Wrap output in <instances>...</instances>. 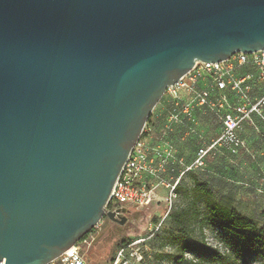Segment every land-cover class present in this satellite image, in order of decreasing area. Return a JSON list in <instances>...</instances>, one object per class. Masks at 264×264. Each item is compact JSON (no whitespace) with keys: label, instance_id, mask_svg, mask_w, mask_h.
Segmentation results:
<instances>
[{"label":"water","instance_id":"95a60500","mask_svg":"<svg viewBox=\"0 0 264 264\" xmlns=\"http://www.w3.org/2000/svg\"><path fill=\"white\" fill-rule=\"evenodd\" d=\"M264 49V0H0V264H48L106 216L167 85Z\"/></svg>","mask_w":264,"mask_h":264},{"label":"built area","instance_id":"2783aa9c","mask_svg":"<svg viewBox=\"0 0 264 264\" xmlns=\"http://www.w3.org/2000/svg\"><path fill=\"white\" fill-rule=\"evenodd\" d=\"M155 110L156 117L165 115V122L156 133L149 123L144 125L114 182L107 204L112 206L107 209L143 210L159 203L171 207L181 177L190 170H206L207 158L252 156L244 130L248 126L264 137V49L237 51L221 61H195L174 84L166 86ZM204 115L219 126L214 136L202 129ZM175 140L196 142L190 163L184 162ZM161 187L167 194H161ZM153 227L155 231L158 226ZM93 240L89 231L48 264H87L82 249ZM144 241L135 238L121 246L110 264H141L138 248Z\"/></svg>","mask_w":264,"mask_h":264},{"label":"rangeland","instance_id":"374dc122","mask_svg":"<svg viewBox=\"0 0 264 264\" xmlns=\"http://www.w3.org/2000/svg\"><path fill=\"white\" fill-rule=\"evenodd\" d=\"M156 106L146 122L154 133L162 128L166 119L164 114L154 115ZM200 120L205 123L207 136L219 132V126L210 117L204 115ZM244 137L252 156L240 153L234 158H207L206 170H190L181 177L171 207L169 203H159L143 210L128 206L127 219L122 225L103 216L101 222L90 230L94 240L82 249L86 263L110 264L121 246L135 238H145L144 244L138 248L142 254L141 264H264V257L259 255H252L243 263L219 242L218 231L212 225L202 231L196 224L192 225L185 229L187 234L184 235L173 227L171 218L172 212L188 204L194 182L200 181L207 182L216 200L255 219L259 226L264 227V137L258 136L248 126ZM175 142L178 147L182 145ZM159 190L161 194H167L163 187ZM154 224L158 226L155 231Z\"/></svg>","mask_w":264,"mask_h":264},{"label":"trees","instance_id":"16d2710c","mask_svg":"<svg viewBox=\"0 0 264 264\" xmlns=\"http://www.w3.org/2000/svg\"><path fill=\"white\" fill-rule=\"evenodd\" d=\"M171 218L173 227L184 235L187 234L185 229L195 224L200 231L209 225L216 227L219 242L243 263L252 255L264 257V227L259 226L255 219L216 200L207 182L195 181L188 204L172 212Z\"/></svg>","mask_w":264,"mask_h":264},{"label":"crops","instance_id":"0c3cea01","mask_svg":"<svg viewBox=\"0 0 264 264\" xmlns=\"http://www.w3.org/2000/svg\"><path fill=\"white\" fill-rule=\"evenodd\" d=\"M202 129H204V131L206 130L204 121H202ZM180 143L182 144L180 147H178L180 154L184 157L186 163H190L196 154L197 144L194 140H189L187 142Z\"/></svg>","mask_w":264,"mask_h":264}]
</instances>
